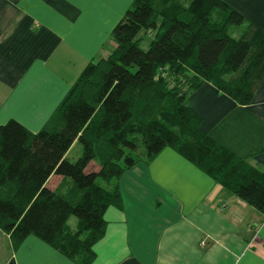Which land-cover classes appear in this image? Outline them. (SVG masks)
Returning <instances> with one entry per match:
<instances>
[{
  "label": "trees",
  "instance_id": "16d2710c",
  "mask_svg": "<svg viewBox=\"0 0 264 264\" xmlns=\"http://www.w3.org/2000/svg\"><path fill=\"white\" fill-rule=\"evenodd\" d=\"M243 25L224 0H134L111 32L115 49L86 65L40 131L0 126V232L12 247L33 236L92 264L106 209L122 208L119 178L165 148L264 216L262 171L218 145L185 107L204 83L239 106L252 102L264 80V32L248 25L230 35ZM141 34L152 36L146 51ZM74 142L82 152L72 163ZM93 162L99 169L86 171ZM52 175L62 178L53 190Z\"/></svg>",
  "mask_w": 264,
  "mask_h": 264
},
{
  "label": "crops",
  "instance_id": "0c3cea01",
  "mask_svg": "<svg viewBox=\"0 0 264 264\" xmlns=\"http://www.w3.org/2000/svg\"><path fill=\"white\" fill-rule=\"evenodd\" d=\"M133 1L0 0V126L40 131L86 65L115 49L111 32ZM224 1L244 19L234 38L248 25L264 32V0ZM185 107L218 145L264 174V80L248 106L204 83ZM118 188L122 208L106 209L92 264H264V216L173 149L136 163ZM0 253L2 264H75L33 236L14 249L0 232Z\"/></svg>",
  "mask_w": 264,
  "mask_h": 264
},
{
  "label": "rangeland",
  "instance_id": "374dc122",
  "mask_svg": "<svg viewBox=\"0 0 264 264\" xmlns=\"http://www.w3.org/2000/svg\"><path fill=\"white\" fill-rule=\"evenodd\" d=\"M235 29H237V28H235ZM238 30V29H237ZM230 35L232 36V37H237V35L239 34V31H234V28L233 29H231L230 30ZM141 36V42H140V45H139V47L143 50V51H146L147 49H148V45H149V42L151 41V39H152V36H150V35H143V34H141L140 35ZM239 37V36H238ZM82 152V147H81V145L79 144V143H76L75 144V146H74V148L72 149V151L70 152V154H69V156H68V159H69V161H71L72 163L73 162H75L80 156H81V153ZM142 152V148L141 147H139L138 148V153H141ZM99 168H98V166L96 165V163H91L89 166H88V168H87V171L89 172V171H97ZM58 177V176H57ZM54 180L55 179H52L50 182H49V184L48 185H51L53 182H54ZM98 182L100 183V184H102L99 180H98ZM60 183V182H59ZM62 189V191L64 190V189H66L65 187L64 188H61ZM76 218L75 217H70L69 218V220H68V222H67V224H68V226L70 227V228H74L75 227V225H76ZM5 257H6V253H4L3 254V256L1 255V253H0V264H2V258H3V260H5Z\"/></svg>",
  "mask_w": 264,
  "mask_h": 264
}]
</instances>
